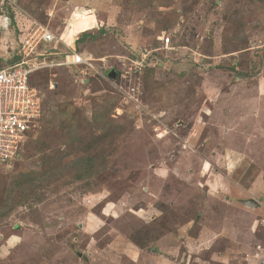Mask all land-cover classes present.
Instances as JSON below:
<instances>
[{"label": "rangeland", "instance_id": "rangeland-1", "mask_svg": "<svg viewBox=\"0 0 264 264\" xmlns=\"http://www.w3.org/2000/svg\"><path fill=\"white\" fill-rule=\"evenodd\" d=\"M0 4L8 62L37 24L59 64L74 16L96 21L70 37L87 67L32 79L43 117L0 166V264H264V0Z\"/></svg>", "mask_w": 264, "mask_h": 264}, {"label": "built area", "instance_id": "built-area-1", "mask_svg": "<svg viewBox=\"0 0 264 264\" xmlns=\"http://www.w3.org/2000/svg\"><path fill=\"white\" fill-rule=\"evenodd\" d=\"M11 25V18L0 14V36L7 33ZM169 41V38L164 39L163 46L167 47ZM57 42L49 30L35 24L33 33L20 41L16 61L8 62V58L0 56V166L24 153L28 140L43 117V96L35 86L30 85L31 76L55 66L89 65L88 58L75 54L70 46H67L70 53L59 64L48 59L52 54H47L45 50L40 52V47ZM133 65L138 68L148 66V57L142 55L134 60Z\"/></svg>", "mask_w": 264, "mask_h": 264}, {"label": "bare ground", "instance_id": "bare-ground-1", "mask_svg": "<svg viewBox=\"0 0 264 264\" xmlns=\"http://www.w3.org/2000/svg\"><path fill=\"white\" fill-rule=\"evenodd\" d=\"M95 24L96 21L93 16H82L80 14H77L69 23V27H70L69 35L70 37H73L74 35L86 32L89 29L95 28L96 27ZM71 44L72 41L70 42V40H68L67 46H70Z\"/></svg>", "mask_w": 264, "mask_h": 264}, {"label": "trees", "instance_id": "trees-1", "mask_svg": "<svg viewBox=\"0 0 264 264\" xmlns=\"http://www.w3.org/2000/svg\"><path fill=\"white\" fill-rule=\"evenodd\" d=\"M4 3V2H3ZM2 3V4H3ZM2 4H0V14H5V15H7V16H9L10 18H11V20H12V18H13V15H14V13H15V7H12L11 5L8 7V12H5L6 10L3 8L2 9ZM98 32H100L101 33V30L99 29L98 30ZM88 37V34H86L85 32L83 33V34H81V37L76 41V43L77 42H80V41H82L83 39H85V38H87ZM148 61H149V58H148ZM37 73H35V74H33L32 76H31V78H30V85L31 86H35L36 87V85L34 84V82H32V79H33V77L36 75ZM29 145V142L26 144V146H25V149H24V152H25V150L27 149V146ZM82 161H83V159H81L80 161H79V165L82 163ZM88 170H85V172H87ZM82 174L83 175H85L86 173H84L83 171H82Z\"/></svg>", "mask_w": 264, "mask_h": 264}, {"label": "water", "instance_id": "water-1", "mask_svg": "<svg viewBox=\"0 0 264 264\" xmlns=\"http://www.w3.org/2000/svg\"><path fill=\"white\" fill-rule=\"evenodd\" d=\"M108 76L109 77H111L112 79L114 78V72L112 71V72H109L108 73ZM243 204L245 205V206H248V207H252V208H254V207H257V204H254L253 202H243Z\"/></svg>", "mask_w": 264, "mask_h": 264}, {"label": "crops", "instance_id": "crops-1", "mask_svg": "<svg viewBox=\"0 0 264 264\" xmlns=\"http://www.w3.org/2000/svg\"><path fill=\"white\" fill-rule=\"evenodd\" d=\"M78 35H79V34H78ZM67 38H68L69 40H73V39L70 38V36H67Z\"/></svg>", "mask_w": 264, "mask_h": 264}, {"label": "clouds", "instance_id": "clouds-1", "mask_svg": "<svg viewBox=\"0 0 264 264\" xmlns=\"http://www.w3.org/2000/svg\"><path fill=\"white\" fill-rule=\"evenodd\" d=\"M11 23H12V20H11ZM11 29V28H10ZM9 32V31H8ZM5 34V33H4ZM73 44H74V41L72 42V46H73Z\"/></svg>", "mask_w": 264, "mask_h": 264}]
</instances>
